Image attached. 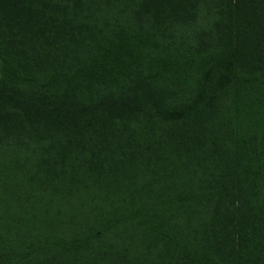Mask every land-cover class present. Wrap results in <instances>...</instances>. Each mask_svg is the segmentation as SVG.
<instances>
[{
    "label": "trees",
    "instance_id": "1",
    "mask_svg": "<svg viewBox=\"0 0 264 264\" xmlns=\"http://www.w3.org/2000/svg\"><path fill=\"white\" fill-rule=\"evenodd\" d=\"M0 264H264V0H0Z\"/></svg>",
    "mask_w": 264,
    "mask_h": 264
}]
</instances>
